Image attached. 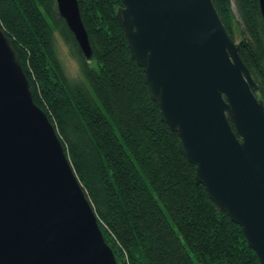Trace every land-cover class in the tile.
Returning a JSON list of instances; mask_svg holds the SVG:
<instances>
[{"label": "water", "instance_id": "obj_1", "mask_svg": "<svg viewBox=\"0 0 264 264\" xmlns=\"http://www.w3.org/2000/svg\"><path fill=\"white\" fill-rule=\"evenodd\" d=\"M54 1L91 59L78 1ZM116 17L195 182L264 264V104L212 0H122ZM0 264H117L1 28Z\"/></svg>", "mask_w": 264, "mask_h": 264}, {"label": "trees", "instance_id": "obj_2", "mask_svg": "<svg viewBox=\"0 0 264 264\" xmlns=\"http://www.w3.org/2000/svg\"><path fill=\"white\" fill-rule=\"evenodd\" d=\"M87 60L54 0H0V28L17 52L34 103L54 126L117 264H261L239 225L218 210L131 58L122 0H77ZM264 104V21L258 0H212ZM232 4L235 8L234 13ZM56 29L77 58L65 74ZM232 128L233 125H232Z\"/></svg>", "mask_w": 264, "mask_h": 264}, {"label": "rangeland", "instance_id": "obj_3", "mask_svg": "<svg viewBox=\"0 0 264 264\" xmlns=\"http://www.w3.org/2000/svg\"><path fill=\"white\" fill-rule=\"evenodd\" d=\"M234 13H236L235 8L232 4ZM240 38L239 33L235 30L234 40L238 41ZM53 41L54 48L57 54V57L61 63V66L66 75L70 78H77L79 75V68L77 63V58L73 56L69 45L64 41L61 35L58 33L56 29L53 31Z\"/></svg>", "mask_w": 264, "mask_h": 264}]
</instances>
